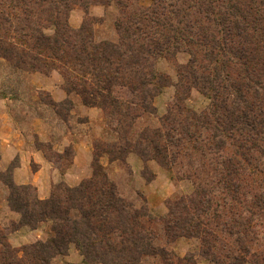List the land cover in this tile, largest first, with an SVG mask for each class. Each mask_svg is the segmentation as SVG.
Returning a JSON list of instances; mask_svg holds the SVG:
<instances>
[{
  "label": "trees",
  "instance_id": "1",
  "mask_svg": "<svg viewBox=\"0 0 264 264\" xmlns=\"http://www.w3.org/2000/svg\"><path fill=\"white\" fill-rule=\"evenodd\" d=\"M173 1L153 0L148 9L117 20L115 42L97 41L89 24L70 27L72 4L87 8L90 0H0V55L14 67L39 71L58 62L66 91L101 108L118 134L94 144L90 178L73 187L60 182L48 198H39L31 184H16L15 165L0 173L9 205L20 214L10 230L51 222L46 238L19 249L0 230V264H50L71 243L85 264H196L192 256L166 249L161 237L168 242L199 238L201 254L219 261L214 250L222 226L218 218L230 214L234 220L235 204L245 194L243 175L264 176L256 158L264 154V0ZM198 49L209 61L203 66L197 64ZM181 50L191 58L180 69L177 85L185 87L189 76L188 89L199 88L209 106L197 112L178 103L159 125L136 128L139 118L156 113L153 100L170 84L156 69L157 60ZM199 150L210 152L213 180L194 181L193 192L169 201L168 214L159 218L146 204L138 208L126 201L100 162L104 154L110 161H124L136 152L170 168L185 159L194 164ZM262 191L256 198L264 196Z\"/></svg>",
  "mask_w": 264,
  "mask_h": 264
},
{
  "label": "rangeland",
  "instance_id": "2",
  "mask_svg": "<svg viewBox=\"0 0 264 264\" xmlns=\"http://www.w3.org/2000/svg\"><path fill=\"white\" fill-rule=\"evenodd\" d=\"M119 1H122L123 5L120 6L118 0L106 2L90 0L87 8L80 2L73 3L68 11L70 27L79 29L84 23L89 24L97 41H118L119 32L115 22L125 20V17L133 11L146 10L153 4V0ZM172 3L178 2L174 0ZM198 16L200 19L203 18V15L198 14ZM17 26L25 25L19 22ZM46 32L52 33V30L46 29ZM197 51H199L197 53L199 66L209 62L205 59L202 50ZM190 58L191 55L188 52L181 50L174 55L157 60L156 69L168 76L170 84L164 86L153 100L156 113L139 118L136 128L159 125L160 118L168 114L170 109L173 111L178 103L197 112H202L209 106L210 99L199 88L194 86L188 89L187 86L192 85L189 76L184 79L185 87L177 85L180 81V69L190 62ZM56 64L59 66L58 62ZM58 66L48 71L18 68L12 66L0 55V89L4 88L3 91L0 90V94L4 93L12 99L10 110L13 116L22 122H28L33 129L29 132L28 140L50 162L52 170L56 171L55 175L64 177L63 180L52 183L50 195L55 190L54 186L60 182L73 187L90 178L93 173L94 144L97 141L110 142L118 136L108 124L101 108L88 106L79 95L66 91L65 77ZM178 97L181 98L178 99ZM39 118H44L49 123V130L46 128L43 130L42 124H37ZM208 151L206 150L205 154H202V150L197 151L193 158L194 164H190L185 159L170 168L162 166L153 159L144 160L136 152L128 154L124 161H110L109 155L104 154L100 162L110 180L116 184L118 193L126 201L138 208L146 204L149 211L159 218L168 214L169 201L178 200L193 192L194 181L205 182L210 178L213 180L215 172L211 168ZM256 158L261 167H264V154L258 152ZM16 163L17 159L10 165ZM33 167L34 169L37 167L35 162ZM190 170H196L197 174H190ZM262 178L264 176L260 174L243 175L241 182L245 194L240 202L237 201L235 204L234 220L228 219L230 214L222 216V219L218 218L219 223L225 228L219 227V241L214 247L216 257L219 259L217 263L201 254L202 244L199 238L179 237L175 241L168 242L161 237L160 244L177 256H192L196 264H264V196L261 199L256 198V195L263 193ZM74 181L77 182L74 183ZM34 188L35 194L38 195L37 187L34 186ZM220 195H222L221 192ZM228 202L230 206L232 201L229 199ZM219 211H223L222 206ZM19 219L13 220L5 229L0 227V230L8 234L11 224L17 223ZM39 225L40 234H42L40 238L18 246L8 236L10 244L19 249L23 245L46 238L51 230V222ZM245 247L248 251L244 249ZM235 256L238 257L239 262L234 259ZM50 264L85 263L75 243H71L68 251L53 257ZM149 264H154V261L150 260Z\"/></svg>",
  "mask_w": 264,
  "mask_h": 264
},
{
  "label": "crops",
  "instance_id": "3",
  "mask_svg": "<svg viewBox=\"0 0 264 264\" xmlns=\"http://www.w3.org/2000/svg\"><path fill=\"white\" fill-rule=\"evenodd\" d=\"M1 89V91L4 90L3 87ZM12 102V99L6 94H0V173L5 172L10 164L17 159L12 170L14 182L16 184H32L37 187L38 196L46 198L50 195L52 183L63 180L64 177L55 175L56 171L52 170L50 162L43 153L32 146L28 137L30 136L29 132L33 129L28 122H22L13 116L10 110ZM37 124H42L43 130L50 129L49 123L44 118L37 119ZM36 132L39 131L36 130ZM34 162L37 164L36 169L33 167ZM7 193L8 189L0 179V227L3 229L7 228L13 220L17 221L20 218L19 213L10 208ZM40 230L39 227L32 228L24 225L17 230H9L8 236L12 242L15 241V244L19 246L40 238L42 235Z\"/></svg>",
  "mask_w": 264,
  "mask_h": 264
}]
</instances>
